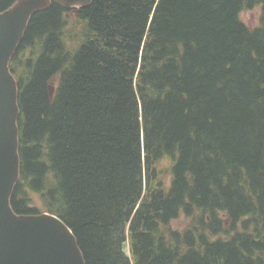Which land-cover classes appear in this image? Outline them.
I'll list each match as a JSON object with an SVG mask.
<instances>
[{
    "label": "trees",
    "instance_id": "16d2710c",
    "mask_svg": "<svg viewBox=\"0 0 264 264\" xmlns=\"http://www.w3.org/2000/svg\"><path fill=\"white\" fill-rule=\"evenodd\" d=\"M10 67L17 214L86 264H264V0L52 3Z\"/></svg>",
    "mask_w": 264,
    "mask_h": 264
},
{
    "label": "water",
    "instance_id": "95a60500",
    "mask_svg": "<svg viewBox=\"0 0 264 264\" xmlns=\"http://www.w3.org/2000/svg\"><path fill=\"white\" fill-rule=\"evenodd\" d=\"M93 0H17L0 8V264H86L71 228L50 213L17 214L12 197L21 176L18 82L11 61L34 14L56 3L80 9Z\"/></svg>",
    "mask_w": 264,
    "mask_h": 264
},
{
    "label": "rangeland",
    "instance_id": "374dc122",
    "mask_svg": "<svg viewBox=\"0 0 264 264\" xmlns=\"http://www.w3.org/2000/svg\"><path fill=\"white\" fill-rule=\"evenodd\" d=\"M261 16V7L256 6L253 9L247 10L241 14L242 20L251 27H256L259 24ZM175 226L178 229H182L186 226V220L180 219L179 221L175 222Z\"/></svg>",
    "mask_w": 264,
    "mask_h": 264
},
{
    "label": "bare ground",
    "instance_id": "6f19581e",
    "mask_svg": "<svg viewBox=\"0 0 264 264\" xmlns=\"http://www.w3.org/2000/svg\"><path fill=\"white\" fill-rule=\"evenodd\" d=\"M64 8V7H63Z\"/></svg>",
    "mask_w": 264,
    "mask_h": 264
}]
</instances>
